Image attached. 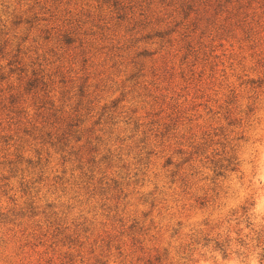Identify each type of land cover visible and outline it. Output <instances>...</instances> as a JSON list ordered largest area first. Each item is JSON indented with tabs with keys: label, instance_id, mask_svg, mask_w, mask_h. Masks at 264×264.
<instances>
[{
	"label": "rangeland",
	"instance_id": "374dc122",
	"mask_svg": "<svg viewBox=\"0 0 264 264\" xmlns=\"http://www.w3.org/2000/svg\"><path fill=\"white\" fill-rule=\"evenodd\" d=\"M28 1L0 0L12 47L33 67L58 66L74 100L84 89L125 166L113 168L121 188L103 205L54 155L40 183L24 171L26 193L1 163L0 264H261L249 237L226 258L213 240L264 230V0H121L124 19L104 0H62L51 20L72 18L75 41L53 55L33 41L38 30L11 24ZM39 16L51 27L49 12ZM15 129L0 125L13 138L1 162Z\"/></svg>",
	"mask_w": 264,
	"mask_h": 264
},
{
	"label": "trees",
	"instance_id": "16d2710c",
	"mask_svg": "<svg viewBox=\"0 0 264 264\" xmlns=\"http://www.w3.org/2000/svg\"><path fill=\"white\" fill-rule=\"evenodd\" d=\"M220 1L214 0L215 3H211L210 0H204L202 2L209 8L215 4H218L217 8H221ZM229 1L227 2L230 3ZM30 2L31 4L24 10L13 11L11 24L14 27L23 24L27 27L28 33L32 28L38 30L39 34L34 33L37 37L33 41L36 42L38 37H41L45 44H53V47L47 49L51 55L56 54L63 45L68 46L75 41L76 28L70 21L72 18L57 26L54 20H51L55 16V8L62 3V0L28 1ZM104 2L108 3L110 8L107 10L108 13L116 14L118 19L126 18V7L121 0H104ZM240 7L239 3L233 8ZM42 10L50 13L51 27H40V21L46 20L39 16V13H45ZM6 23L7 20H0V125L1 123L15 125L18 133L17 141L6 149L12 147L13 150L6 151V154L2 155L4 160L0 161V164H6L11 175L19 174L20 185L26 193L28 187L30 188L29 184L33 181L24 179V171L30 167L32 170L29 172L36 174L35 183H40L43 180L42 171L49 163V158L54 155L62 165L70 166L71 175L74 170L77 171L78 184L82 186L81 188L91 197L98 196L104 205L121 188L117 171L113 168L121 169L125 166L124 163L120 165L121 148H112L108 138L105 137V135L111 136L110 129L106 128V120H101L99 116L95 118L91 114L92 111L83 105L85 103L83 100L85 97L82 95L83 88L79 90V98L76 100L71 98V88L67 87V80L58 66L57 70H46L45 66L33 67L35 62H23L20 43L12 47L7 37ZM81 52L84 53V51ZM90 120H92L91 124L87 125L86 123ZM143 134L140 140L144 143L141 150L146 148L147 136L144 132ZM9 139L12 140V136L0 134V151L1 142L8 145ZM27 145L33 146L34 156L24 155L23 148ZM142 152L139 151L136 156L139 157ZM146 154L149 155L150 151ZM23 163L26 165L25 168L20 166ZM170 163L167 161L166 165ZM214 164L217 169L222 167L218 160ZM177 166L178 164H175V167ZM108 169L113 170L115 176H109ZM62 172L64 174L66 168ZM218 174L222 175V173ZM184 182L186 186V181ZM35 192H37L36 189ZM245 213L246 210L243 208L245 217L242 220L246 223V227H249L252 223ZM236 223L239 225L240 221ZM234 232L236 236L233 238L219 236L213 240L214 249L220 253L221 257L226 258L230 252H233L231 251L233 242L234 247H238L234 252L239 253L241 247L248 245L244 239L246 236L249 237L248 241L252 243L253 249L257 250L258 261L264 264V230L250 228V232L243 235L242 229L238 227Z\"/></svg>",
	"mask_w": 264,
	"mask_h": 264
}]
</instances>
